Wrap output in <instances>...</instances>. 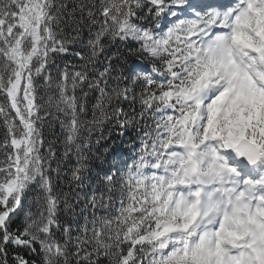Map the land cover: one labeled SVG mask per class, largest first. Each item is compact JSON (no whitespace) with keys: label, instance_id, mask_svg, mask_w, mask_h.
Segmentation results:
<instances>
[{"label":"snow or ice","instance_id":"obj_1","mask_svg":"<svg viewBox=\"0 0 264 264\" xmlns=\"http://www.w3.org/2000/svg\"><path fill=\"white\" fill-rule=\"evenodd\" d=\"M0 264H264V0H0Z\"/></svg>","mask_w":264,"mask_h":264},{"label":"trees","instance_id":"obj_2","mask_svg":"<svg viewBox=\"0 0 264 264\" xmlns=\"http://www.w3.org/2000/svg\"><path fill=\"white\" fill-rule=\"evenodd\" d=\"M69 60H71V57H69Z\"/></svg>","mask_w":264,"mask_h":264}]
</instances>
